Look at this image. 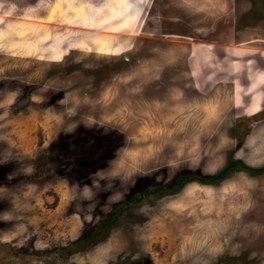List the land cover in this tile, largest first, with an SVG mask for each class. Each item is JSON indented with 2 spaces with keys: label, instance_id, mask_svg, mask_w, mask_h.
<instances>
[{
  "label": "rangeland",
  "instance_id": "374dc122",
  "mask_svg": "<svg viewBox=\"0 0 264 264\" xmlns=\"http://www.w3.org/2000/svg\"><path fill=\"white\" fill-rule=\"evenodd\" d=\"M176 39L264 53V0H0V264H264V110L176 111Z\"/></svg>",
  "mask_w": 264,
  "mask_h": 264
},
{
  "label": "crops",
  "instance_id": "0c3cea01",
  "mask_svg": "<svg viewBox=\"0 0 264 264\" xmlns=\"http://www.w3.org/2000/svg\"><path fill=\"white\" fill-rule=\"evenodd\" d=\"M145 7V4H141L140 10ZM176 40L180 42L178 45L181 50L175 49L178 53L173 55L174 45H172L169 48L171 49L170 53L162 51L163 54L160 53V58L156 61L164 67L176 66L169 72L171 81L168 84L173 93H182V95H176L181 98L180 103L177 98L179 104L175 106L176 111L182 110L184 103L193 105L194 109L205 108L215 103V105L219 104V108L225 110L232 105L237 115L239 111H242L243 114L248 113L247 117H251L253 112L255 115L258 114L256 111L260 109L264 110V99L260 108L254 107L255 109H253L250 106V102L254 100L253 97L256 94L264 97V53H257L256 50L242 46L234 47L232 44H222L221 47H216L194 40ZM217 51L220 53L213 55ZM165 72L162 70L159 75L164 78ZM216 84L218 85L216 86ZM187 90H190L191 93H188ZM184 93L188 94L186 100ZM189 107L192 108V106ZM211 113L210 111L208 115L204 114L202 117L196 116V112H194V117L191 120L196 123L195 121L200 122L206 117L210 119ZM183 115L175 118L177 123L186 124L180 120L189 122L190 117H185L186 114ZM223 116L224 113L218 119L224 118ZM202 122L204 123V121ZM240 123H234V125L238 126ZM245 123L243 121L244 126ZM248 125L249 121L246 126ZM245 127H241L242 133L239 138L241 141L246 139V135L250 132Z\"/></svg>",
  "mask_w": 264,
  "mask_h": 264
}]
</instances>
